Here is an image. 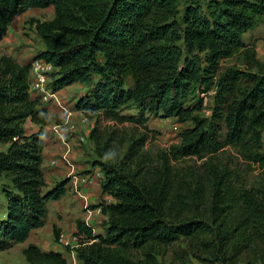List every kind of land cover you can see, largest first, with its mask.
<instances>
[{"label":"trees","instance_id":"trees-1","mask_svg":"<svg viewBox=\"0 0 264 264\" xmlns=\"http://www.w3.org/2000/svg\"><path fill=\"white\" fill-rule=\"evenodd\" d=\"M48 7L51 20L29 21L43 45L33 59L55 70L54 92L87 89L74 108L94 123L91 166L102 174L101 198L113 200L91 207L106 218L102 234L75 222L79 264H164L167 255L171 264H264V60L242 39L263 20L264 0L191 1L182 12L178 0H0V42L15 17ZM237 53L243 68H222ZM30 69L0 55V178L8 182L0 251L42 228L47 204L67 191V180L47 190L42 129L50 121L30 98ZM129 106L137 116L123 114ZM150 116L191 126L151 155ZM27 122L38 131L27 133ZM229 148L263 170L255 187L215 159ZM186 159L200 164L178 168ZM52 233L58 242L56 226ZM21 254L27 264H67L32 244Z\"/></svg>","mask_w":264,"mask_h":264},{"label":"rangeland","instance_id":"rangeland-1","mask_svg":"<svg viewBox=\"0 0 264 264\" xmlns=\"http://www.w3.org/2000/svg\"><path fill=\"white\" fill-rule=\"evenodd\" d=\"M191 1H197L200 4L206 3L208 0H178V10L182 12L184 7ZM53 18V8L45 9H29L22 15L15 17L7 31L6 37L0 42V55H9L16 61L21 63H33L37 52L43 49L40 39L37 37L34 28L29 24L31 19L39 21H47ZM244 41L254 47L255 58L259 61L264 60V18L258 25L244 37ZM235 67L243 68V58L240 53L235 54L232 58L222 63V68ZM55 70L46 72L47 90L51 89V82L54 79ZM126 86H131L129 79L125 82ZM53 91V90H52ZM61 91V93H60ZM57 92V100L43 102L41 97L36 98L41 108L45 111V116L50 115V124L43 132L44 148L42 153V169L47 184V190L52 189L55 184L63 180H67V191L59 201H51L47 204V217L42 228L30 233L27 240L23 243L15 244L6 251H0V264H27L21 254L23 248L28 244H37L40 250H51L55 248L58 242L54 241L52 229L54 226L59 231L70 232L75 224V219L84 216L85 222H94L92 206L96 205L101 199L100 183L101 176L98 168H93L92 161L95 160L94 147L89 141V133L94 126L93 121H89L83 114H75L74 104L83 96L87 89L79 84L72 85ZM54 92V91H53ZM34 99V95L30 96ZM203 110L201 115L209 117L211 115L210 107L212 106V95L202 96ZM64 103V104H63ZM74 103V104H72ZM47 104H61L64 107H70V116L63 112L62 117H58L55 113L50 112L44 106ZM72 107V108H71ZM72 111V112H71ZM137 110L134 106H129L123 114L137 116ZM111 125L108 121H103L101 127ZM150 130L149 140L145 146V151L151 155H155L160 151L167 150L172 145L180 142V134L184 129L189 128V123L180 124L174 118L161 119L148 117L146 123ZM38 126L29 122L26 124L27 133L38 131ZM5 147L0 145V150ZM262 151L264 152V132L262 133ZM223 166H233L234 172L237 173L246 187H255L259 182V177L263 171L256 166H248L243 164L237 157L232 148L227 149L223 154L215 158ZM200 162L194 159H186L177 164L178 168L189 169V166H198ZM4 177L0 178V220L3 219V213L6 212V204L1 188L7 185ZM92 192L91 196H87L83 189ZM82 192V195L80 194ZM104 197V196H103ZM78 200L75 204H72ZM96 203V204H93ZM98 230V229H97ZM70 237V236H69ZM73 236H71L72 238ZM70 238V239H71ZM74 238V237H73ZM76 240V239H75ZM69 248V247H68ZM66 256V255H65ZM67 263L73 261L66 256ZM72 261V262H71ZM164 264H171V257L167 255L162 260ZM194 264H197L194 262Z\"/></svg>","mask_w":264,"mask_h":264},{"label":"crops","instance_id":"crops-1","mask_svg":"<svg viewBox=\"0 0 264 264\" xmlns=\"http://www.w3.org/2000/svg\"><path fill=\"white\" fill-rule=\"evenodd\" d=\"M247 34H245L244 36H243V42L245 43V44H247L245 41H244V37L246 36ZM19 63H21V62H19ZM27 63H29V62H26V63H21V64H27ZM74 85H77V84H74ZM73 85V86H74ZM82 86V85H81ZM60 93H61V91H60ZM64 104V103H63ZM72 104H74V103H72ZM75 105V104H74ZM47 110H50V112H52V113H55L58 117H62L63 116V110H66V111H68L69 109H70V107H64V105H61V104H59V105H57V107L56 106H54L53 104H47V105H45L44 106ZM72 108V107H71ZM75 114H81L80 112H75ZM49 121H50V115L49 114H47L46 116H45ZM39 128V127H38ZM45 128L46 127H44L42 130H43V132L45 131ZM99 176H101V177H99L100 178V180L102 179V174H101V172H100V174H99ZM100 180H99V183H100ZM83 191H85V194L87 195V196H91L92 195V192L90 191V189H88V186L86 187V189H83ZM80 194L82 195V192H80ZM103 198V200H105V201H107L108 203H113V200L111 199V198H109V197H107V196H104V197H102ZM78 200H76L75 202H73L72 204H75L76 202H77ZM93 204H96V203H93ZM93 220L92 221H94V222H92V223H90V222H88V221H84L85 220V218H84V216H82V217H79L80 219H75L76 221L77 220H81V221H84L85 222V224L87 225V226H89V227H91L92 228V230H93V232L95 233V234H102L103 233V230H102V228H101V223L103 222V221H105L106 220V218L100 213V211L99 210H95L94 212H93ZM59 228H60V226H58ZM58 228V229H59ZM98 229V230H97ZM35 231H37V230H35ZM34 231H32V233H33ZM76 232V227H75V224L73 225V227L70 229V232L68 233L66 230L65 231H62V232H60V235H59V241H60V244H57L56 246H55V248H53V249H51V250H41V251H43V252H57V253H60V254H62V256L65 258V259H67V257L66 256H69V258H71L72 259V263L71 264H79V262L77 261V259H76V253H75V249L77 248V241L75 240V238H71V236H73V234ZM31 233V234H32ZM70 236V237H69ZM71 238V239H70ZM29 245V244H28ZM27 245V246H28ZM32 245H35V246H37L38 247V245L37 244H32ZM26 246V247H27ZM69 247V248H68ZM39 248V247H38ZM24 249V248H23ZM40 249V248H39ZM66 255V256H65ZM68 260V259H67ZM67 264H69V261H68V263Z\"/></svg>","mask_w":264,"mask_h":264},{"label":"built area","instance_id":"built-area-1","mask_svg":"<svg viewBox=\"0 0 264 264\" xmlns=\"http://www.w3.org/2000/svg\"><path fill=\"white\" fill-rule=\"evenodd\" d=\"M52 66L46 64L44 61H35L31 64V69L28 76L30 96L31 94L36 96L32 100H37L36 98L41 97L40 100L45 102L56 101L57 92L52 90H47V76L46 72L51 71ZM67 116H70V111L63 110ZM72 112V111H71Z\"/></svg>","mask_w":264,"mask_h":264}]
</instances>
